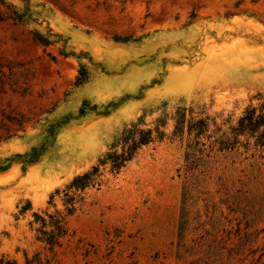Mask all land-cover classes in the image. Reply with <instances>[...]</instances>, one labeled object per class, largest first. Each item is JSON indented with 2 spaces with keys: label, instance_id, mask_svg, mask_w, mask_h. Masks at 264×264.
<instances>
[{
  "label": "rangeland",
  "instance_id": "obj_1",
  "mask_svg": "<svg viewBox=\"0 0 264 264\" xmlns=\"http://www.w3.org/2000/svg\"><path fill=\"white\" fill-rule=\"evenodd\" d=\"M257 94L264 0H0V264H264V180L187 164L173 137L178 112L233 125ZM140 131L152 142L98 166L60 246L39 242L32 215ZM188 167L208 232L180 239Z\"/></svg>",
  "mask_w": 264,
  "mask_h": 264
},
{
  "label": "trees",
  "instance_id": "obj_2",
  "mask_svg": "<svg viewBox=\"0 0 264 264\" xmlns=\"http://www.w3.org/2000/svg\"><path fill=\"white\" fill-rule=\"evenodd\" d=\"M253 101L256 103L253 104ZM185 114L178 112L174 121L173 137L182 139L186 134L190 153H187L185 160L187 164H193L196 159L205 158V165L220 166L226 158H232L229 168L222 167V173L233 171L236 167L244 165L253 172V181L264 180V96L257 94L251 98L249 105L243 110L238 119L231 124L229 118L219 119L209 117L203 113L193 117L192 112L186 120ZM210 127L212 129H210ZM131 141L123 148L120 154L115 151L107 153L98 160L96 166L82 175L75 176L64 188L56 190L50 197H61L63 210H56L52 213H34L30 225H38L36 233L38 241L53 250L60 246V240L67 235V219L73 216L77 206L83 203V194L87 188L98 186L101 182L99 165H109L110 170L117 173L129 162L136 150L145 144L152 142L151 131H140L138 136H132ZM196 155V156H195ZM222 166V165H221ZM7 168V167H6ZM4 168L3 170H5ZM237 169V168H236ZM193 168L186 169L185 184L183 188V199L181 207V221L179 224V238L184 239L185 234L198 231L199 228H191L190 210L192 208V186L188 183ZM199 221V218L196 222ZM204 227V226H203ZM203 228L199 233H205ZM42 264L38 255L33 260H26V264ZM9 264V263H7Z\"/></svg>",
  "mask_w": 264,
  "mask_h": 264
}]
</instances>
